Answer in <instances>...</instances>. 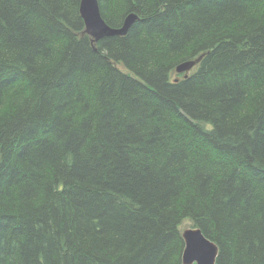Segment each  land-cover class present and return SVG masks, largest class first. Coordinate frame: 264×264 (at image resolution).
Masks as SVG:
<instances>
[{
	"label": "trees",
	"instance_id": "1",
	"mask_svg": "<svg viewBox=\"0 0 264 264\" xmlns=\"http://www.w3.org/2000/svg\"><path fill=\"white\" fill-rule=\"evenodd\" d=\"M97 1L0 0V264H264V0Z\"/></svg>",
	"mask_w": 264,
	"mask_h": 264
},
{
	"label": "water",
	"instance_id": "2",
	"mask_svg": "<svg viewBox=\"0 0 264 264\" xmlns=\"http://www.w3.org/2000/svg\"><path fill=\"white\" fill-rule=\"evenodd\" d=\"M79 12L84 21V32L92 41L104 36L124 35L137 19L136 13H129L119 27L109 26L101 17L97 0H80ZM190 59L176 65L177 73L188 72L198 61ZM184 249L182 253L183 264H214L217 255V246L206 238L197 227H189L182 231Z\"/></svg>",
	"mask_w": 264,
	"mask_h": 264
},
{
	"label": "rangeland",
	"instance_id": "3",
	"mask_svg": "<svg viewBox=\"0 0 264 264\" xmlns=\"http://www.w3.org/2000/svg\"><path fill=\"white\" fill-rule=\"evenodd\" d=\"M189 227H191L190 223L187 220H184L181 224V230H184V229L189 228Z\"/></svg>",
	"mask_w": 264,
	"mask_h": 264
}]
</instances>
